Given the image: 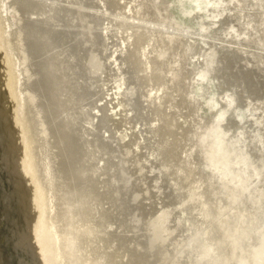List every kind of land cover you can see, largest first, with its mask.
<instances>
[{
  "label": "rangeland",
  "instance_id": "rangeland-1",
  "mask_svg": "<svg viewBox=\"0 0 264 264\" xmlns=\"http://www.w3.org/2000/svg\"><path fill=\"white\" fill-rule=\"evenodd\" d=\"M81 1L150 264H264V0Z\"/></svg>",
  "mask_w": 264,
  "mask_h": 264
},
{
  "label": "water",
  "instance_id": "water-1",
  "mask_svg": "<svg viewBox=\"0 0 264 264\" xmlns=\"http://www.w3.org/2000/svg\"><path fill=\"white\" fill-rule=\"evenodd\" d=\"M0 264H150L81 0H0Z\"/></svg>",
  "mask_w": 264,
  "mask_h": 264
},
{
  "label": "bare ground",
  "instance_id": "bare-ground-1",
  "mask_svg": "<svg viewBox=\"0 0 264 264\" xmlns=\"http://www.w3.org/2000/svg\"><path fill=\"white\" fill-rule=\"evenodd\" d=\"M225 131V130H224ZM224 134H225V132H224ZM220 142V141H219ZM211 236V235H210ZM256 239V238H255ZM213 241V240H212ZM255 241H257V240H255ZM243 242V241H242ZM257 243V242H256ZM258 244V243H257ZM231 245H233V244H231ZM242 245V244H241ZM261 245V244H260ZM262 246V245H261ZM223 247V246H222ZM219 248V247H218ZM234 248V247H233ZM232 248V249H233ZM238 249V248H237ZM225 250V249H224ZM221 251H222V248H221ZM227 251V250H226ZM221 255H222V253H220ZM224 255L226 254V253H223ZM228 257V256H227ZM221 258V257H220ZM223 258V257H222ZM226 258V257H225ZM224 259V258H223ZM222 259V260H223ZM227 259H229L230 260V258H227ZM220 260V259H219ZM231 261H233V260H231ZM219 262H221V261H219ZM223 262V261H222ZM217 263H218V261H217ZM223 264V263H222Z\"/></svg>",
  "mask_w": 264,
  "mask_h": 264
}]
</instances>
